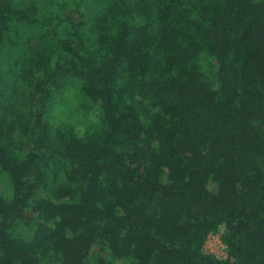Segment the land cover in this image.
I'll return each mask as SVG.
<instances>
[{"label":"trees","instance_id":"obj_1","mask_svg":"<svg viewBox=\"0 0 264 264\" xmlns=\"http://www.w3.org/2000/svg\"><path fill=\"white\" fill-rule=\"evenodd\" d=\"M0 264H264V0H0Z\"/></svg>","mask_w":264,"mask_h":264},{"label":"rangeland","instance_id":"obj_2","mask_svg":"<svg viewBox=\"0 0 264 264\" xmlns=\"http://www.w3.org/2000/svg\"><path fill=\"white\" fill-rule=\"evenodd\" d=\"M224 226L219 228L215 234H211L205 242L204 248L206 252L216 254L220 258L227 257L226 245L222 241V234L224 233Z\"/></svg>","mask_w":264,"mask_h":264}]
</instances>
